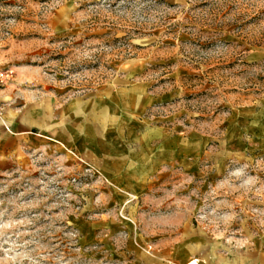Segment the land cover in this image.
Listing matches in <instances>:
<instances>
[{
	"label": "rangeland",
	"instance_id": "obj_1",
	"mask_svg": "<svg viewBox=\"0 0 264 264\" xmlns=\"http://www.w3.org/2000/svg\"><path fill=\"white\" fill-rule=\"evenodd\" d=\"M0 70L142 142L0 143V264H264V0H0Z\"/></svg>",
	"mask_w": 264,
	"mask_h": 264
},
{
	"label": "crops",
	"instance_id": "obj_2",
	"mask_svg": "<svg viewBox=\"0 0 264 264\" xmlns=\"http://www.w3.org/2000/svg\"><path fill=\"white\" fill-rule=\"evenodd\" d=\"M6 90L0 89V96ZM102 97L107 102L99 100V104H93L92 110L98 109V112H93V116H85L82 107L78 105V101L73 102L74 105L68 106L63 111L61 118H58L52 125L46 124L42 127L43 136L34 134L36 128V111L29 110L21 119L16 118L13 111L10 120L7 124L4 123L5 118H0V143H41L38 138H48L52 143H142L139 139V134H136L135 140L125 141L123 138V130L129 129L134 132L136 129L135 123L117 122L116 118L109 119L110 108L108 103L113 104V93H107ZM92 104V103H91ZM99 106V107H97ZM1 117V114H0ZM15 117V118H14ZM125 125V126H124ZM40 133V132H39ZM134 136V135H133ZM132 136V138H133ZM47 143V142H43ZM0 150V152H2Z\"/></svg>",
	"mask_w": 264,
	"mask_h": 264
},
{
	"label": "built area",
	"instance_id": "obj_3",
	"mask_svg": "<svg viewBox=\"0 0 264 264\" xmlns=\"http://www.w3.org/2000/svg\"><path fill=\"white\" fill-rule=\"evenodd\" d=\"M9 74H10L9 71L0 70V83L5 81V78H7Z\"/></svg>",
	"mask_w": 264,
	"mask_h": 264
},
{
	"label": "bare ground",
	"instance_id": "obj_4",
	"mask_svg": "<svg viewBox=\"0 0 264 264\" xmlns=\"http://www.w3.org/2000/svg\"><path fill=\"white\" fill-rule=\"evenodd\" d=\"M189 264H195V261H192L191 263H189Z\"/></svg>",
	"mask_w": 264,
	"mask_h": 264
}]
</instances>
